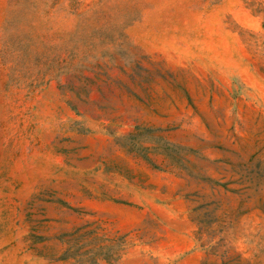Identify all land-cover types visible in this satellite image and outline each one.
<instances>
[{"label":"rangeland","instance_id":"1","mask_svg":"<svg viewBox=\"0 0 264 264\" xmlns=\"http://www.w3.org/2000/svg\"><path fill=\"white\" fill-rule=\"evenodd\" d=\"M0 264H264V0H0Z\"/></svg>","mask_w":264,"mask_h":264}]
</instances>
